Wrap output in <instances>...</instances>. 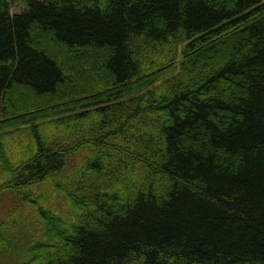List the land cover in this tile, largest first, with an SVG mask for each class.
<instances>
[{
    "label": "trees",
    "instance_id": "1",
    "mask_svg": "<svg viewBox=\"0 0 264 264\" xmlns=\"http://www.w3.org/2000/svg\"><path fill=\"white\" fill-rule=\"evenodd\" d=\"M24 3L0 0V200L25 202L0 264H264V0ZM70 172L53 212L35 187Z\"/></svg>",
    "mask_w": 264,
    "mask_h": 264
},
{
    "label": "rangeland",
    "instance_id": "2",
    "mask_svg": "<svg viewBox=\"0 0 264 264\" xmlns=\"http://www.w3.org/2000/svg\"><path fill=\"white\" fill-rule=\"evenodd\" d=\"M12 2H13V5H12V9H11V14H17V13H20V12H22V11H24L25 9H26V6H25V3H24V0H12ZM182 48L183 47H181V50H182ZM69 68H70V66H69ZM72 70V69H71ZM75 74H77V75H80L81 73L82 74H84L83 73V71L81 70V72L80 71H78L77 69H75L74 67H73V70H72ZM14 90L16 91V93L23 99L24 97H26L27 95H30V96H32V95H34V94H32V93H30V92H32V91H29V90H27V89H25V88H22V87H16V88H14ZM49 107H47V109H48ZM52 118L53 117H44V118H41V119H45L46 121H43V122H39L38 123V125H36L37 127L39 126V124H42V123H46L47 122V120H52ZM33 124H30V125H27V126H32ZM47 125H49L48 127H56V131H58L57 130V126L55 125V124H53V123H51V124H47ZM46 124H44L43 125V127L44 126H47ZM42 127V128H43ZM23 128V127H22ZM14 129H11V131L10 130H8V132L7 133H11L12 131H13ZM28 136H29V138L31 139V137H30V135L29 134H27ZM18 136H19V134L17 135V134H14V135H11L10 136V138H12L13 140H16V139H18ZM28 141V139L27 138H20V139H18L17 141H15V142H9V144H10V149H21L22 147H23V145H25L26 144V142ZM18 147V148H15V147ZM19 146H22V147H19ZM10 152L11 153H14L12 150H10ZM85 156L84 155H82V156H80L78 159L77 158H75V161L73 162V167H75V166H77L79 163H82V162H84L85 161ZM74 176V174L72 173V172H70L69 173V175L67 174V175H62V174H60V175H58V176H55L56 178V180H55V182L53 183V182H50V183H48V182H46V183H44V184H41L39 187H35L36 189L37 188H40L41 187V193H42V191H43V189H47L48 187V190L45 192V193H42L43 194V198H42V204H46L47 206H49V207H51L49 210H51V211H53V212H57V213H63V214H69V213H71V214H73L72 212H71V210H72V208L71 207H69V208H66L65 210H64V208L61 206V204L60 203H58L57 202V198L59 197V196H62V195H64V193L63 192H58V191H56L52 186H54L55 185V183H56V181H60V179H62V177H66L65 179H67V178H71V177H73ZM51 185V186H50ZM63 185H65V186H67L68 187V185L66 184V183H64ZM35 188H31V189H29V190H31V191H29L31 194H35ZM54 194H55V198L53 197L54 196ZM126 196L127 197H129L130 196V194H126ZM63 198H64V196H62ZM23 207H25V202L24 201H22L20 198H16V197H8V198H6V199H3V200H0V217L1 218H3L4 219V216L8 213V211H9V213L11 212V210L13 209V208H15V210L16 209H22ZM64 207H66V205H64ZM68 210V211H67ZM69 212V213H68ZM15 217H17V214L15 213V212H13V213H11L10 215H9V217H8V220L9 221H12V222H16V221H14V219H15ZM70 220V219H69ZM69 222V221H68ZM16 223H18V222H16ZM70 223V222H69ZM19 225H24L22 222H20V223H18ZM18 236V235H17ZM24 242V238H20L19 239V242H18V246L16 247L17 249L22 245V243ZM20 243V244H19ZM16 245V244H15ZM38 263V262H37ZM15 264H21V263H15Z\"/></svg>",
    "mask_w": 264,
    "mask_h": 264
}]
</instances>
